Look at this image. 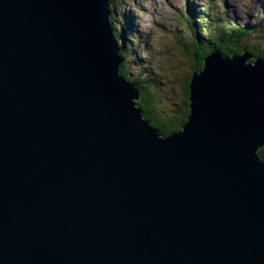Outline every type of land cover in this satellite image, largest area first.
<instances>
[{
  "label": "water",
  "instance_id": "1",
  "mask_svg": "<svg viewBox=\"0 0 264 264\" xmlns=\"http://www.w3.org/2000/svg\"><path fill=\"white\" fill-rule=\"evenodd\" d=\"M108 0H0V264H264V58L213 51L165 136Z\"/></svg>",
  "mask_w": 264,
  "mask_h": 264
},
{
  "label": "rangeland",
  "instance_id": "2",
  "mask_svg": "<svg viewBox=\"0 0 264 264\" xmlns=\"http://www.w3.org/2000/svg\"><path fill=\"white\" fill-rule=\"evenodd\" d=\"M189 1L114 0L111 8L110 18L113 20L111 28L114 37L118 36L116 38H119V41L117 40L119 44L124 43L128 48L125 51L127 62L124 66L127 76L131 80L150 83L149 94L152 102L159 108L158 115L159 111L165 116L179 115L178 105L181 103L178 94L181 92L177 81L185 73L192 71L195 63L194 54L186 48L188 43H193L191 39L194 41L196 37L193 32L190 33L191 29L200 30L198 19L190 17L194 12L199 14L210 10L209 18L211 17L213 21L215 17H221V22L230 20L232 27L255 28L256 33L249 39L250 41L244 40L240 45L243 48L255 46L264 51V34L259 28L262 24L261 18L264 17V0ZM188 5L192 8V13L189 12ZM193 21L195 22L192 23ZM189 22L194 25H191L193 28ZM178 33L181 35V44L176 41ZM136 45L135 50L133 48ZM185 56L189 58L187 61Z\"/></svg>",
  "mask_w": 264,
  "mask_h": 264
},
{
  "label": "trees",
  "instance_id": "3",
  "mask_svg": "<svg viewBox=\"0 0 264 264\" xmlns=\"http://www.w3.org/2000/svg\"><path fill=\"white\" fill-rule=\"evenodd\" d=\"M109 5L108 9L110 11V17H111V8L114 3V0H108ZM189 12L192 11V8L188 5ZM192 13V12H191ZM189 13V14H191ZM193 19H198V24L203 25L202 27L198 25V28L200 30L193 31L192 25L190 22V29H191V34L196 35L194 41L191 39L193 43H188V46L186 48L187 51H189L191 54H194V61L195 63L193 64V68L191 72H187L184 74L183 77H181L177 83L178 87L181 93L178 94V98L180 100V105L179 106V115L170 117V116H165L162 115V113L159 111L158 115V107L152 102V98L150 93V88L149 85L150 83L146 82H141L138 80H131L125 71L124 66L126 65L127 62V53L125 51L128 50V48L125 47V44H119V38H116L118 46L120 48V56L123 59V64L120 69L121 75L126 79V81L130 84H133L135 87L141 90L142 92V99L138 102V107L142 110V113L144 115V118L148 120L154 128L158 129L161 133H163L165 136L170 135L172 133L180 131L183 125L186 124L187 118L190 114L189 110V82L191 78V74H193L195 71L200 72L202 69L203 65V60L207 56V54L213 52V51H221L222 53L229 55L231 53H242V52H249L251 55H253L256 59L264 58V51L260 50L257 47H250L248 46L247 48L241 47V42L246 40L250 41L251 37L256 33L255 28L251 29L250 27H243V28H237L232 27V23L230 20H227L225 22H221L219 20L215 21L214 24H209L208 23V14L205 11L204 13H195L191 14L190 16ZM112 19L110 18V23L112 24ZM193 21L192 23H194ZM221 22V23H220ZM192 25V26H191ZM261 28V31L264 34V19L262 20V24L259 27ZM258 28V30H259ZM177 42H181V35L178 33L176 35ZM198 36V37H197ZM118 37V36H116ZM264 38V36H263ZM257 39V38H255ZM186 47V46H185ZM136 47L133 49L136 50ZM189 53V54H190ZM188 56V54H186ZM187 56H185V60L189 59ZM187 57V58H186ZM178 61V60H177ZM188 76V77H187ZM184 79H187L185 82ZM159 105H160V100H159ZM259 159L264 161V149H260L257 153Z\"/></svg>",
  "mask_w": 264,
  "mask_h": 264
},
{
  "label": "bare ground",
  "instance_id": "4",
  "mask_svg": "<svg viewBox=\"0 0 264 264\" xmlns=\"http://www.w3.org/2000/svg\"><path fill=\"white\" fill-rule=\"evenodd\" d=\"M188 1H189V0H188ZM188 3L191 4L190 1H189ZM191 6H192V4H191ZM201 13H202V12H201ZM201 13H200V14H201Z\"/></svg>",
  "mask_w": 264,
  "mask_h": 264
}]
</instances>
